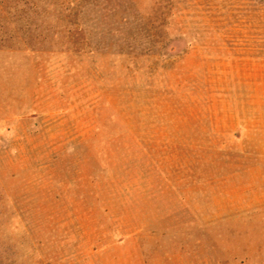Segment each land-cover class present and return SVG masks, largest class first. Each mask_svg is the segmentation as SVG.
Wrapping results in <instances>:
<instances>
[{
	"label": "rangeland",
	"instance_id": "1",
	"mask_svg": "<svg viewBox=\"0 0 264 264\" xmlns=\"http://www.w3.org/2000/svg\"><path fill=\"white\" fill-rule=\"evenodd\" d=\"M0 264H264V0H0Z\"/></svg>",
	"mask_w": 264,
	"mask_h": 264
}]
</instances>
